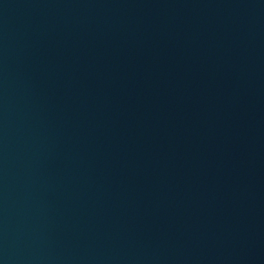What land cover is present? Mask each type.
<instances>
[{"label": "water", "instance_id": "water-1", "mask_svg": "<svg viewBox=\"0 0 264 264\" xmlns=\"http://www.w3.org/2000/svg\"><path fill=\"white\" fill-rule=\"evenodd\" d=\"M0 264H264V0H0Z\"/></svg>", "mask_w": 264, "mask_h": 264}]
</instances>
